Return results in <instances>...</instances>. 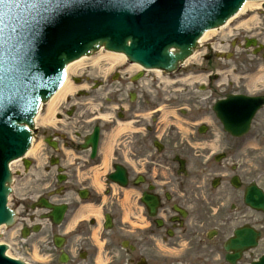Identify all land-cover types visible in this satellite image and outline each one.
<instances>
[{
	"label": "flooded vegetation",
	"instance_id": "obj_1",
	"mask_svg": "<svg viewBox=\"0 0 264 264\" xmlns=\"http://www.w3.org/2000/svg\"><path fill=\"white\" fill-rule=\"evenodd\" d=\"M131 77L116 69L98 86H106L105 96H67L57 124L40 130L49 149L45 177L31 186L27 170L17 175L18 216L9 231L15 258L27 264H228L220 255L225 233L245 223L264 233L260 212L244 204L247 184L264 190V105L246 136L233 135L213 120L211 101L218 92L248 88L240 81L236 88L228 82L210 87L196 116L214 125L196 126L185 136L164 128L158 110L144 118V82ZM95 126L92 156L84 143ZM144 192L157 196L163 225L148 218L145 233ZM52 196L67 205L62 221L38 222L46 211L33 202H52ZM148 236L160 238L159 250L153 252Z\"/></svg>",
	"mask_w": 264,
	"mask_h": 264
},
{
	"label": "water",
	"instance_id": "obj_2",
	"mask_svg": "<svg viewBox=\"0 0 264 264\" xmlns=\"http://www.w3.org/2000/svg\"><path fill=\"white\" fill-rule=\"evenodd\" d=\"M191 2L195 0H0V223L12 217L5 206L8 162L28 147L26 125L32 126L39 103L62 82L65 65L103 44L143 65L171 70L190 53L201 28L172 32L173 24H165L200 16L222 0L189 11ZM170 46L178 52L169 53ZM242 238L250 244L251 239ZM239 241L227 248H236ZM4 249L0 245V264H18L3 255Z\"/></svg>",
	"mask_w": 264,
	"mask_h": 264
},
{
	"label": "bare ground",
	"instance_id": "obj_3",
	"mask_svg": "<svg viewBox=\"0 0 264 264\" xmlns=\"http://www.w3.org/2000/svg\"><path fill=\"white\" fill-rule=\"evenodd\" d=\"M262 2L246 1L244 3V5L242 6L241 10L239 11V13L233 18H237L241 14L247 13L252 8H258L261 5ZM256 19H257L256 17H251L249 20L240 23V25L243 26V27L244 26H248V25L252 24ZM229 21L225 25L221 26L220 28L212 29V30H209V31L205 32L204 35L202 36V38L200 39V41L206 40L211 35L215 34L217 32V30L224 31L225 29H229V24H230ZM86 58L87 57H82L79 60L69 64L67 66V69H66L68 74H71L75 69H78L79 67L85 66L86 64L90 63L91 66L94 68L93 71L98 73L97 75H99V76H101L102 78L105 79V78H107V76H108V74L110 72V69H112L114 67H117L119 65H122V64H124L126 62V59L123 56V54H121V53H112V52H104V51H99L97 57H95L93 59H90V61H87ZM194 59H196V54H193L190 57H188L184 61V64H187L191 60H194ZM137 68H138V65H136V64H131L129 66V70H133V69H137ZM150 71H151L152 75H157V76L160 75V71H158V70H150ZM71 75L68 76L65 79L64 83L59 88L57 93L48 102L47 110L51 111L52 113H53V111H55L58 103L60 101H62V99L67 94H69V93H71L73 91L72 85H71V82H70ZM30 151H31V149L28 151V153H30Z\"/></svg>",
	"mask_w": 264,
	"mask_h": 264
},
{
	"label": "rangeland",
	"instance_id": "obj_4",
	"mask_svg": "<svg viewBox=\"0 0 264 264\" xmlns=\"http://www.w3.org/2000/svg\"><path fill=\"white\" fill-rule=\"evenodd\" d=\"M256 30H258V29H256ZM88 61V60H87ZM86 61V62H87ZM187 65L188 64H186V67H187ZM190 67V66H189ZM189 67H187V68H189ZM84 67L83 66H81L80 68H78V69H75L71 74H68V76H73V75H79V74H81L82 73V70H84L83 69ZM88 69V68H87ZM178 100V99H177ZM181 101H182V99H181ZM178 102H179V100H178ZM42 111H45V109H43V110H41V112ZM41 151V146H38L37 148L35 147L34 148V152H33V154H36V156H37V154L39 153ZM32 154V155H33ZM28 158H31V155L28 157ZM18 164L17 163H15V164H13L12 165V167L14 168V170L15 169H17L18 167ZM15 201V197L14 196H12V197H10V200H9V202L10 203H13ZM5 232H6V229L4 228V227H2L1 229H0V233L2 234L1 235V238H0V241H5V242H7V240H8V238L7 237H4L5 236ZM264 250V240L263 241H261L260 242V246L256 249V250H254V251H252V253H248L247 255H246V257L249 259V257H250V255H257L258 253H260V252H262ZM245 261H247L246 259H244V262Z\"/></svg>",
	"mask_w": 264,
	"mask_h": 264
}]
</instances>
